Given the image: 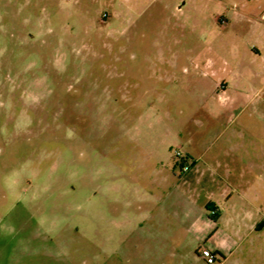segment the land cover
I'll return each mask as SVG.
<instances>
[{"label": "rangeland", "instance_id": "1", "mask_svg": "<svg viewBox=\"0 0 264 264\" xmlns=\"http://www.w3.org/2000/svg\"><path fill=\"white\" fill-rule=\"evenodd\" d=\"M257 27L264 0H0V264H264V172L229 241L176 182L242 126L264 164Z\"/></svg>", "mask_w": 264, "mask_h": 264}, {"label": "crops", "instance_id": "2", "mask_svg": "<svg viewBox=\"0 0 264 264\" xmlns=\"http://www.w3.org/2000/svg\"><path fill=\"white\" fill-rule=\"evenodd\" d=\"M256 36L258 44L252 48L262 57L264 55V27H257ZM239 74L244 76L247 72L238 71L236 75ZM254 74L264 75V58L260 68ZM241 128L243 129L241 130L242 136L229 137L228 151L223 153L212 151L206 154L201 153L197 157L193 156L195 163L192 167L176 178L179 190L183 184L189 186L190 203L195 211L197 209L200 211L198 216L194 217L193 223L199 219L202 224H206L195 228V233L208 234L211 227L208 229L206 226L211 221L212 223L220 221L228 225H238L225 231V241H229L240 236L244 230L240 225L249 224L250 230L255 228L259 214L257 213L259 207L256 204L258 197L245 192L244 187H252L255 183L254 177L264 172V164L261 153L256 151V145H259L260 140L258 139L256 144V139L253 138L248 145L249 143L254 144V151L247 150V142L244 138L245 127ZM222 202L226 210H220L219 204ZM237 208L240 210L237 211ZM186 216L189 217L188 219L191 218L189 213H186ZM210 248L215 253L221 252L224 260L228 259L234 251L231 248L228 250L221 247ZM216 255L218 257V254Z\"/></svg>", "mask_w": 264, "mask_h": 264}, {"label": "built area", "instance_id": "3", "mask_svg": "<svg viewBox=\"0 0 264 264\" xmlns=\"http://www.w3.org/2000/svg\"><path fill=\"white\" fill-rule=\"evenodd\" d=\"M185 169H187V165H185ZM199 256H201L208 264H216L217 256L213 249L208 246H201L199 250Z\"/></svg>", "mask_w": 264, "mask_h": 264}, {"label": "trees", "instance_id": "4", "mask_svg": "<svg viewBox=\"0 0 264 264\" xmlns=\"http://www.w3.org/2000/svg\"><path fill=\"white\" fill-rule=\"evenodd\" d=\"M216 254H220L223 257V254L221 252H217ZM224 258V257H223ZM219 262H221L220 258L218 257Z\"/></svg>", "mask_w": 264, "mask_h": 264}]
</instances>
